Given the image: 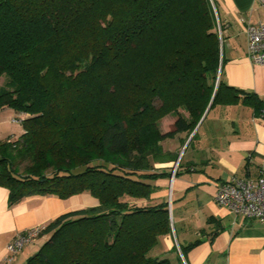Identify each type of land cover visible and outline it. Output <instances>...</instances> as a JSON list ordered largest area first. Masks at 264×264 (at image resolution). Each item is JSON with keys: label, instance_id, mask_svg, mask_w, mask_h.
Returning a JSON list of instances; mask_svg holds the SVG:
<instances>
[{"label": "trees", "instance_id": "16d2710c", "mask_svg": "<svg viewBox=\"0 0 264 264\" xmlns=\"http://www.w3.org/2000/svg\"><path fill=\"white\" fill-rule=\"evenodd\" d=\"M215 8L214 0H0V109L27 114L21 134L0 141V185L10 203L35 194L96 201L43 226L45 240L22 264H182L179 255L200 243L163 249L172 221L156 181L171 168L155 164L177 154L160 142L191 133L210 102L209 110L241 100L264 116L255 93L221 80ZM168 114L176 119L162 133Z\"/></svg>", "mask_w": 264, "mask_h": 264}, {"label": "crops", "instance_id": "0c3cea01", "mask_svg": "<svg viewBox=\"0 0 264 264\" xmlns=\"http://www.w3.org/2000/svg\"><path fill=\"white\" fill-rule=\"evenodd\" d=\"M214 2L221 40V80L228 86L255 93L264 102V64H254L247 57L245 34L248 24L264 22V0ZM180 112L188 117L185 111ZM1 113H8L9 120L19 112L5 107ZM175 119L172 114L161 118L160 131H169ZM10 124L9 138L14 139L23 129L19 124ZM160 144L164 151L177 157L182 152L176 167V159L155 164L158 168H171L169 178L156 181L155 192L156 199L167 197L171 202L172 234L163 239L164 251L199 240L185 257L179 255L182 264H264V223L240 218L232 224L233 214L213 199L222 182L234 176H254L264 166V116L255 114L241 100L216 104L191 133L179 132ZM95 204L88 193L65 198L35 194L10 203L8 189L0 185V264L7 256V243L18 231L43 227L63 213ZM45 238L46 235L39 236L25 245L12 264H22L27 251L30 254ZM168 255L176 259L175 253L169 251Z\"/></svg>", "mask_w": 264, "mask_h": 264}, {"label": "built area", "instance_id": "2783aa9c", "mask_svg": "<svg viewBox=\"0 0 264 264\" xmlns=\"http://www.w3.org/2000/svg\"><path fill=\"white\" fill-rule=\"evenodd\" d=\"M210 1L212 3V0ZM245 34L247 57L254 64H264V22L248 24ZM26 115L18 113L10 118V122L21 125ZM213 199L233 214L232 224L240 218L255 219L264 223V166L254 176H234L222 182L217 186ZM41 229V226H31L18 231L6 245L8 253L3 264H12L24 246L39 237Z\"/></svg>", "mask_w": 264, "mask_h": 264}, {"label": "rangeland", "instance_id": "374dc122", "mask_svg": "<svg viewBox=\"0 0 264 264\" xmlns=\"http://www.w3.org/2000/svg\"><path fill=\"white\" fill-rule=\"evenodd\" d=\"M4 82H5V76L4 75H1L0 76V86L1 85H3L4 84ZM173 115V114H172ZM0 118H2V119H0L2 122H1V124H0V126H1V130H0V141H3V140H5L7 137H11V136H9L10 135V133H11V131H12V127H11V122H10V119L9 120H7L8 119V113H1L0 114ZM163 118V117H162ZM10 122V123H9ZM177 158V157H176ZM168 203H169V199H168ZM169 208L171 209V202H170V204H169ZM40 245L41 244H37L34 248H32V250L29 252L30 254H27L28 253V251H27V253L25 254V255H27V257L29 256V255H32L33 253H35L38 249H39V247H40ZM26 252V251H25ZM174 264H177V263H174Z\"/></svg>", "mask_w": 264, "mask_h": 264}, {"label": "water", "instance_id": "95a60500", "mask_svg": "<svg viewBox=\"0 0 264 264\" xmlns=\"http://www.w3.org/2000/svg\"><path fill=\"white\" fill-rule=\"evenodd\" d=\"M210 103H211V102H210ZM210 103H209V105L207 106V108H206V110L204 111V113H203V115L201 116V118L199 119V121H198L196 127H198V125L201 123V121L203 120L204 116L206 115L207 111L209 110ZM181 153H182V152L179 153L178 157L176 158V160H175V162H174V166H175V167H176L177 164H178V161H179V159H180ZM169 204H170V200H169Z\"/></svg>", "mask_w": 264, "mask_h": 264}]
</instances>
